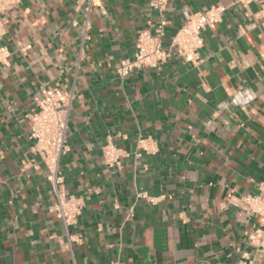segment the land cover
Instances as JSON below:
<instances>
[{
  "label": "crops",
  "instance_id": "0c3cea01",
  "mask_svg": "<svg viewBox=\"0 0 264 264\" xmlns=\"http://www.w3.org/2000/svg\"><path fill=\"white\" fill-rule=\"evenodd\" d=\"M263 1L168 0L165 47L184 11L226 8L203 32L201 62L174 53L121 79L139 32L158 20L152 0H22L0 41L10 54L0 65V264H239L252 252L258 218L245 198L264 182ZM43 87L74 93L61 160L67 195L83 202L72 247L26 118ZM140 136L156 152L138 150ZM110 143L129 154L120 167L103 163Z\"/></svg>",
  "mask_w": 264,
  "mask_h": 264
},
{
  "label": "built area",
  "instance_id": "2783aa9c",
  "mask_svg": "<svg viewBox=\"0 0 264 264\" xmlns=\"http://www.w3.org/2000/svg\"><path fill=\"white\" fill-rule=\"evenodd\" d=\"M22 0H0V41L7 34L8 14L13 12ZM91 3L94 0H90ZM168 0H152L151 7L157 13V22H149L148 27L141 30L136 40V49L132 59L125 60L118 68L121 79L126 78L135 70L158 69L167 64L176 53L184 62L198 65L201 62L198 52L204 46L203 32L214 29L221 22L226 8L212 7L205 13L183 12V24L176 31L169 46H164L166 29L170 22L165 17ZM261 16L264 19V1ZM89 25H85L84 31ZM27 46L25 49H29ZM24 50V49H22ZM9 52L0 46V65H9ZM74 101V93L58 88L43 87L40 96L36 98V108L26 118L30 123V137L34 141V152L42 159L47 170V181L55 198V211L64 228L68 244H80L82 237L74 234L82 214L83 202L75 196H68L64 188V178L61 174V160L67 150L69 119ZM137 149L145 154L156 152L155 143L140 136ZM103 163L109 168L121 166L123 158L129 154L113 144L102 148ZM141 157V154H136ZM155 204L157 199L147 194H138ZM248 214L258 218V226L246 233L247 245L252 252H243L239 264H257L264 256V182L260 184L259 193L247 196ZM132 218V215H130Z\"/></svg>",
  "mask_w": 264,
  "mask_h": 264
}]
</instances>
